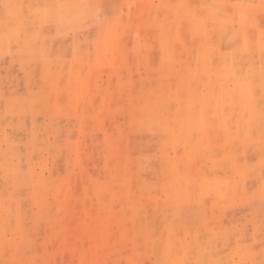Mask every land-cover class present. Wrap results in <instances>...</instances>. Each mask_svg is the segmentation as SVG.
Masks as SVG:
<instances>
[{"label":"rangeland","instance_id":"rangeland-1","mask_svg":"<svg viewBox=\"0 0 264 264\" xmlns=\"http://www.w3.org/2000/svg\"><path fill=\"white\" fill-rule=\"evenodd\" d=\"M261 86L264 0H0V264H264Z\"/></svg>","mask_w":264,"mask_h":264},{"label":"crops","instance_id":"crops-1","mask_svg":"<svg viewBox=\"0 0 264 264\" xmlns=\"http://www.w3.org/2000/svg\"><path fill=\"white\" fill-rule=\"evenodd\" d=\"M62 7V6H61ZM262 87V89H263V91H264V86H261ZM245 89H246V87L243 89L244 91H245ZM225 91H227V90H225ZM247 95V94H246ZM182 98H184V99H186L187 97H182ZM245 98L248 100V98H250V95H249V97H248V95L247 96H245ZM252 98V97H251ZM208 100V99H207ZM205 105H208V103H204ZM208 106H210V105H208ZM189 107V106H188Z\"/></svg>","mask_w":264,"mask_h":264}]
</instances>
